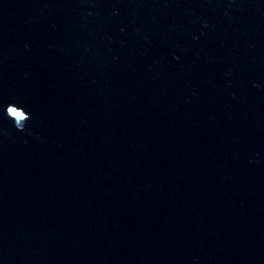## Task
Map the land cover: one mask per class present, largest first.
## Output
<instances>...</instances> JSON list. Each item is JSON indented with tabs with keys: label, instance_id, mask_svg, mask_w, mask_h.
<instances>
[{
	"label": "water",
	"instance_id": "1",
	"mask_svg": "<svg viewBox=\"0 0 264 264\" xmlns=\"http://www.w3.org/2000/svg\"><path fill=\"white\" fill-rule=\"evenodd\" d=\"M0 264H264V0H0Z\"/></svg>",
	"mask_w": 264,
	"mask_h": 264
}]
</instances>
